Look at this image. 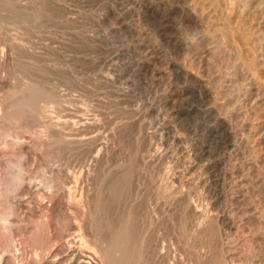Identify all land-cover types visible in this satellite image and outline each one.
I'll use <instances>...</instances> for the list:
<instances>
[{
    "label": "rangeland",
    "instance_id": "obj_1",
    "mask_svg": "<svg viewBox=\"0 0 264 264\" xmlns=\"http://www.w3.org/2000/svg\"><path fill=\"white\" fill-rule=\"evenodd\" d=\"M124 172L107 215L153 264H195L183 219H203L205 261L264 264V0H0V257L69 244L74 189L83 231L106 235L98 199Z\"/></svg>",
    "mask_w": 264,
    "mask_h": 264
},
{
    "label": "bare ground",
    "instance_id": "obj_2",
    "mask_svg": "<svg viewBox=\"0 0 264 264\" xmlns=\"http://www.w3.org/2000/svg\"><path fill=\"white\" fill-rule=\"evenodd\" d=\"M121 16V15H120ZM165 27H169L171 26V23L168 19L165 18ZM177 36V35H176ZM172 37V36H171ZM174 39V38H173ZM177 40V39H176ZM192 80V79H191ZM190 85H192V88L194 87L199 93L200 95L204 96L205 98V102L206 105L208 106V108H210L212 102H213V94L212 92L209 90L208 85L205 83V81L198 79V78H193L192 82H190ZM193 88V89H194ZM24 93V92H23ZM198 93V94H199ZM22 95V94H20ZM24 95V94H23ZM17 96V95H16ZM35 96V95H34ZM22 97V96H21ZM20 97V98H21ZM19 98V97H18ZM23 98V97H22ZM21 98V99H22ZM16 100V99H15ZM36 98L35 97H30V98H26L25 100H22L20 102H18L17 104V109L21 110V109H26V108H30L33 107V105L36 103ZM166 100V99H165ZM36 106V105H35ZM206 106V107H207ZM28 108V109H29ZM12 109V108H11ZM14 109V108H13ZM27 109V110H28ZM190 109V108H189ZM181 110V109H180ZM209 110V109H208ZM10 111V110H9ZM13 111V110H12ZM26 111V110H25ZM24 111V112H25ZM23 112V111H22ZM41 113V111H40ZM68 116V115H67ZM71 117V115H70ZM73 118V117H71ZM71 118L67 117L66 119H64L65 124L69 123L68 125H70V122L72 121ZM74 122V121H73ZM64 124V123H63ZM92 126V125H91ZM223 130V138L225 140H227L229 134H230V128L228 126H225ZM63 135V134H62ZM83 135V132H82ZM78 136V137H72L73 142L76 141L77 143L79 142H83L86 141L87 139L84 136ZM94 135V134H93ZM67 137V136H66ZM96 137V136H95ZM92 138V137H91ZM90 138V139H91ZM89 139V140H90ZM88 140V141H89ZM92 140H95L92 138ZM224 140V141H225ZM91 141V140H90ZM95 142V141H94ZM97 144V143H96ZM26 151L30 153V148L29 147H25ZM25 152V153H27ZM34 152V151H33ZM98 155V154H97ZM123 167V166H122ZM128 168V167H127ZM213 168V167H212ZM126 172V171H125ZM122 173V176H120L119 179H116L115 181H112L111 183H109L108 187H107V192H108V197H104V200L102 199H98V201H100V203H98V206L96 203V206L98 207L99 211H106V215H107V210H109V208H114V205L117 204L123 199L124 194L126 193L127 187H128V181L129 180V174ZM129 173V172H128ZM74 174V173H73ZM132 174V173H130ZM136 174V173H135ZM74 176V175H73ZM116 176V175H115ZM110 181V180H109ZM71 183V182H70ZM68 184V183H67ZM59 187V186H58ZM73 187V186H72ZM91 187V186H90ZM74 188V187H73ZM26 190V189H25ZM75 192H73V201L67 203V202H63L65 203V207H69L72 209V211L70 212V210L68 209V211L70 212V214L67 216V220L68 222H71V229L73 230L72 232H75V237L71 238L69 240V244H65L64 246L61 245H50L47 249V251L45 250V254L43 255V257H41L40 260H37V264H153L149 259H148V255H150L149 253H147V249L145 248L143 241L139 240V238L136 236L135 234V224L133 223V221L130 219V216H124V215H120V219L118 221L119 217L117 218V221H114L115 218L110 219L109 216L107 215L108 218H106V224L107 226L105 227V229L108 227V231H106V235H103L101 237L95 235L92 231V234L89 232V228H85L88 230V232L93 235L90 236L87 232L83 231V224L80 223V216L84 213V207H83V201H82V196L80 193H77L78 191H76L74 189ZM48 192V191H47ZM106 192V193H107ZM82 193V192H81ZM72 194V193H71ZM98 194V193H97ZM164 194V193H163ZM172 194V193H171ZM104 195V194H103ZM102 195V196H103ZM72 196V195H71ZM100 198L101 194L98 195ZM106 196V194H105ZM61 200H64L65 194L63 193L61 196ZM177 197V196H176ZM21 199V198H20ZM66 199V198H65ZM126 199V198H125ZM97 200V198H96ZM102 200V201H101ZM156 200V199H155ZM192 200V199H191ZM123 201V200H122ZM181 202V201H180ZM83 204V205H82ZM120 204V203H119ZM123 204V203H122ZM125 204V203H124ZM178 204V203H177ZM86 205V203H85ZM94 206V205H93ZM36 208V207H35ZM123 208V207H122ZM198 208V207H197ZM62 209V208H61ZM115 209V208H114ZM113 209V211H115ZM186 209V208H185ZM196 209V208H195ZM200 209V208H199ZM199 209H196L194 214L197 216V218L202 217V215L204 214V210L203 212ZM121 210V209H119ZM118 210V211H119ZM33 211V210H32ZM60 211V210H59ZM36 212V211H35ZM57 212V211H56ZM95 212V211H94ZM112 212V211H111ZM172 212V211H171ZM189 212V211H188ZM96 213V212H95ZM108 213V214H109ZM120 213V212H119ZM131 213V212H130ZM87 214V213H86ZM98 214V212H97ZM104 214V216H106ZM117 214V213H116ZM102 214H100L99 216H101ZM152 215V214H151ZM58 216V215H57ZM85 216V215H84ZM103 216V215H102ZM106 216V217H107ZM113 216V215H112ZM195 216V217H196ZM205 216V215H204ZM203 216V218H204ZM62 217V216H61ZM88 217V216H87ZM98 218V216H96ZM184 217V216H183ZM83 219V217H81ZM91 220V217H89ZM96 218V220H97ZM112 218V217H111ZM63 219V218H62ZM99 219V218H98ZM66 220V221H67ZM88 220V219H86ZM94 220V219H93ZM103 220V219H102ZM186 220V219H185ZM200 220V219H199ZM203 219H201L200 221H194V223L191 225L190 228H187L188 226H186L187 223H184V219L183 221L180 222L179 224V231H180V236L182 238L185 237L188 238V240H192V242L194 243L193 247V254L195 256V264H223V261L220 257L217 256L212 260V261H205L203 254L200 252V250L197 248V244L201 243L202 239H204L203 237L207 234L205 230H207L205 228V230L202 229L201 227V221ZM105 221V220H104ZM191 221V222H193ZM91 222V221H90ZM95 222V220L93 221ZM63 223V222H62ZM96 223H98L96 221ZM170 223V222H169ZM46 224V223H45ZM60 224V223H59ZM99 224V223H98ZM104 224V223H103ZM102 224V225H103ZM69 225V224H68ZM97 225V224H95ZM172 225V224H171ZM204 225V224H203ZM212 225V224H211ZM43 226V225H42ZM94 226V225H93ZM100 226V224H99ZM91 227V226H90ZM95 227V226H94ZM96 228V227H95ZM211 228V229H210ZM208 229H210L211 231H213L212 227H210ZM215 228V227H214ZM93 230V229H92ZM95 231L97 229H94ZM171 230V229H170ZM47 231V230H46ZM101 233V232H100ZM103 233V232H102ZM43 234V233H42ZM66 234V233H65ZM64 234V236H65ZM98 234H99V229H98ZM40 235V234H39ZM44 235V234H43ZM208 235V234H207ZM61 234V237H64ZM59 239V238H58ZM179 239V238H178ZM13 240V239H12ZM59 241V240H58ZM68 242V241H67ZM191 242V243H192ZM56 243V242H55ZM180 243V242H179ZM52 244V243H51ZM40 246V245H39ZM43 246V245H42ZM179 247V246H178ZM181 247V246H180ZM203 247V246H202ZM207 247V245H206ZM46 248V247H45ZM42 249V248H40ZM4 250V249H3ZM2 250V251H3ZM37 250V248H36ZM39 251V250H38ZM1 252V251H0ZM149 252V251H148ZM168 254V253H167ZM188 254V253H187ZM192 254V255H193ZM191 255V254H190ZM37 257V256H36ZM167 258L166 256L164 257V259ZM183 259V258H182ZM0 262L3 264H9L10 260L8 257L6 256H1L0 257ZM181 260H176L175 262L171 263V264H181Z\"/></svg>",
    "mask_w": 264,
    "mask_h": 264
}]
</instances>
